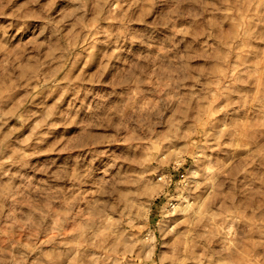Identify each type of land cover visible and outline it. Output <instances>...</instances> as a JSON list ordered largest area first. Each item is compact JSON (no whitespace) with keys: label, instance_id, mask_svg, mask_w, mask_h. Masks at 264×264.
Listing matches in <instances>:
<instances>
[{"label":"rangeland","instance_id":"obj_1","mask_svg":"<svg viewBox=\"0 0 264 264\" xmlns=\"http://www.w3.org/2000/svg\"><path fill=\"white\" fill-rule=\"evenodd\" d=\"M0 264H264V0H0Z\"/></svg>","mask_w":264,"mask_h":264},{"label":"clouds","instance_id":"obj_2","mask_svg":"<svg viewBox=\"0 0 264 264\" xmlns=\"http://www.w3.org/2000/svg\"><path fill=\"white\" fill-rule=\"evenodd\" d=\"M134 43H142V44H150L152 42V38L148 35H144L143 37H141L138 41L134 40ZM96 125H92V127H95ZM119 130V129H118Z\"/></svg>","mask_w":264,"mask_h":264}]
</instances>
